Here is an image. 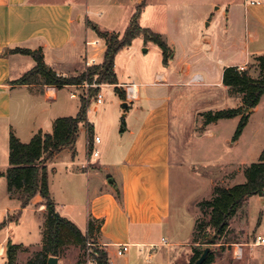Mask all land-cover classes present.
<instances>
[{"label":"crops","instance_id":"crops-1","mask_svg":"<svg viewBox=\"0 0 264 264\" xmlns=\"http://www.w3.org/2000/svg\"><path fill=\"white\" fill-rule=\"evenodd\" d=\"M258 1L259 4H250L249 0H130L136 6L142 4L139 20L147 16L144 26L140 25L161 34L170 47L168 62L164 64L162 56L160 60L165 71H155L152 80H144V71L135 70L134 76L141 79L125 82L118 74L115 58L116 86L138 84V98L123 108L124 130L112 131L113 142L108 145L112 155L87 162L88 125L95 135L89 104L86 122L81 123L85 137L81 158L79 147L75 146L74 151L65 148L45 163L49 192L57 212L73 221L85 234L90 219L100 224L93 234L107 252L108 264H138L145 247L150 251L149 258L153 257L152 248L168 247L164 252H155L158 253L155 263L165 257V264H184L186 255L190 254L195 222L184 236L178 235L173 225V146H178L175 160L177 174L181 175L185 164L180 161V146H191L190 140L196 135L189 121L191 111H187L193 97L202 103H217L223 100L225 91L226 96L236 100L233 108L241 105L240 97L230 95L222 84L223 71L227 66L247 67L253 63L254 56L264 54V0ZM217 2L218 13L214 8ZM102 5L113 7L123 5V1L0 0V139L5 142V146H0V171L5 172L8 167L10 133L22 142H29L39 131L51 133L56 118L75 116L80 108V104L70 103L76 98H71L70 93H79L75 84L62 87L42 83L13 84L35 66V60L31 54L12 50L41 49L48 67L60 76L75 77L83 71L86 57L96 55L99 61L103 59V46L97 51L86 48V36L92 38L94 33L88 31L84 23L89 19L98 29L111 32L101 28L91 17L102 15L94 9ZM221 19L224 26L220 24ZM206 20V25L200 26V22ZM225 32L231 34L228 44H225ZM130 47L133 48V43L125 48ZM196 75L199 81L194 80ZM175 93L182 95L176 100L178 126L174 135L172 104ZM260 102L252 109L250 117L258 112ZM93 110L96 111L97 106ZM215 124H208L201 135L212 136L210 126ZM249 164L250 161H239L237 165ZM77 171L85 173L84 200L75 196L80 179ZM242 177L241 169L240 180ZM208 181L207 192L213 185L212 179ZM0 187V212L7 216L20 212L17 223L30 211L36 215L38 208L34 212L31 201L22 208L18 195L10 196L5 176L0 177ZM198 198L189 201L191 207ZM31 200L40 204L39 211L43 213L42 197L36 194ZM246 222V213L239 211L231 220L230 230L236 229L244 236L238 238L236 246L248 247L247 254L242 250L241 255L247 257V264H264V244L254 243ZM1 230L5 233L0 235V258H4L6 244L9 240L13 242L15 236L9 225ZM42 237L38 233L36 243H40ZM17 238L15 244L30 245L21 236ZM117 244H128V251L119 256ZM130 247H139V252L130 251ZM234 250L235 247L232 252ZM4 259L6 264V257Z\"/></svg>","mask_w":264,"mask_h":264},{"label":"rangeland","instance_id":"rangeland-1","mask_svg":"<svg viewBox=\"0 0 264 264\" xmlns=\"http://www.w3.org/2000/svg\"><path fill=\"white\" fill-rule=\"evenodd\" d=\"M121 1H123V5H114L113 7L103 5L97 6L94 9L101 11L102 15L99 17L91 16L92 19L98 22L100 27L103 29L123 33L129 25L132 13L136 9V3L130 2V0ZM218 7L219 2H217L214 7L217 8V13L219 11ZM146 19L147 16L139 20L140 24L144 26ZM207 21L208 20L200 22V26L203 27V25H206ZM84 23L86 25V29L94 33L92 38L99 37L93 30L94 23L92 21L85 19ZM220 24L221 26H224V20L221 19ZM211 28H213V25H211L210 30ZM220 29L221 28H219V30ZM230 37V33L225 34V44L230 42ZM99 38L102 40L103 47L106 49V40L101 37ZM86 39H88V36H86L85 42ZM161 56V49L158 45L151 41L144 42L141 37H138L133 42V48H124L118 52L116 57V67L118 74L120 77H122V81L134 82L141 79L134 76V71L141 70L142 72L144 71V74H142V78L144 80H152L153 72L165 71V67L160 61ZM101 62L102 60L97 64H100ZM247 67L249 68L251 75L254 77L257 76L258 72L253 63L248 64ZM88 68H86L84 64V69L81 73L84 72L87 74ZM94 80L97 81V76H94L91 81L89 80V82H93ZM103 84L105 85L98 89L101 90L104 96V101L100 105H96L93 101H91V112L89 113V118L95 123L94 134L101 137V142L96 145V148L100 152V156L96 158L97 160L112 155L108 146L113 142L112 131L116 132L118 129L120 131L122 122H124L125 119L123 116V101H120L121 99L116 91L115 85L109 83ZM76 89L79 90V93L76 91L77 97L70 101V103H75L78 106L81 103V99L85 101L82 93L87 92L89 97L95 95L92 93V89H94V87H89L87 91H85L83 88ZM184 89L185 88L182 90ZM64 92H66V89H64ZM225 94L226 93L224 91L223 100L217 103L214 102L206 104L202 103L201 101H195L193 97V100L190 102V104L188 102L185 104L186 107L189 104L187 111H191L192 114L189 121L190 124L192 123V131L197 136H192V139L190 140L192 143L191 146H180V161L185 164L182 170L183 173H181V175L177 174V162L175 160L177 157L176 154L178 152V146H173L175 156L172 162V200L174 209L173 225L176 233L180 236H184V234L188 231V228H190L191 225H194L195 218L197 216H200L201 220L208 219V216L199 210L197 204L203 199L210 198L213 186L216 184L228 186L233 185L236 182H244L245 177H242V180H240L241 169L243 172L244 167L247 165L239 167L237 164L239 161H250L251 163L256 162L260 152L264 148V96L261 99L258 112L254 113L253 116L251 115V117L249 116L238 141H232V136L239 122L238 117L220 119L215 125L210 126V130L213 132L212 136L207 134L201 135L207 127V125H204V112L208 110L215 111L223 109L224 107L233 108L236 106V100L226 96ZM178 95L181 96L182 93H175L173 95L174 98L172 104V127L174 130V135L178 126L176 107V100L179 98L177 97ZM221 95L222 93L219 94V98ZM213 96L216 98L217 95L213 94ZM95 106H97L96 111L93 110ZM66 113H68V111ZM84 140V124H81L79 138L75 145L79 147V158L82 156V146H84ZM0 146H5L3 139H0ZM77 173L79 174L80 179L76 185L77 190H75V196L81 200H84L86 196L85 173H83V175L82 171H77ZM208 178L210 180L212 179L213 185L210 186L207 192L206 183L209 182ZM193 198L198 199L192 203L193 207H191L189 201ZM32 203L34 212H37V208L38 212L35 213L36 215H34V213L31 211L28 212L27 216L25 215L26 218H23L24 220L21 219L23 221L20 223H17L20 212H14L9 216H7L5 212H0V223L5 221V225H9L11 232L15 236L13 238V243L17 241V237L19 236L22 237V240L25 241V243H30V245H27L26 247L19 245V248L16 251V262L20 264H27L28 260L30 258H34L42 246V241H40V243L36 242L38 233L41 235L43 233L46 209L44 208L43 213H41L39 211L40 204L38 202L34 203V200H31V205ZM42 203L44 204V200ZM238 211L240 213H246V226L251 229L250 237H252L254 240L259 233L264 237V196L248 197ZM1 229L0 235H3L5 231H2ZM235 231L236 229L231 230L225 239L221 241L223 243H218L215 245H201L202 248L209 246L215 251V262L217 264H223L224 262H226L225 264H247V257L245 255L242 257H236L232 252V248L238 247L236 246L238 241H240L238 238L241 239L244 237L243 234ZM86 237L87 239L84 248L80 249L76 245H69L65 247L63 255L58 259L57 264H88V260H92V257L97 258L98 250L102 249L103 247L96 241L94 234H86ZM193 246L194 245H191V248H193ZM166 248L168 247L152 248L153 251H151V253H153V257L149 258L148 255L150 251L148 247H145L143 252L140 253L137 263L165 264V257L159 258V261L155 263L156 256L158 254L155 252H159L161 250L164 252ZM110 249L114 250V247H111ZM138 250L139 247H130V251L132 252H139ZM242 250L247 254L249 249L248 247L242 246ZM192 252L193 251L191 249L190 254L186 255L184 264L189 263ZM4 258H0V264H5Z\"/></svg>","mask_w":264,"mask_h":264},{"label":"trees","instance_id":"trees-1","mask_svg":"<svg viewBox=\"0 0 264 264\" xmlns=\"http://www.w3.org/2000/svg\"><path fill=\"white\" fill-rule=\"evenodd\" d=\"M142 4L136 6L131 16L129 25L123 33L105 31L93 24V30L97 36L106 40V49L102 62L92 65L86 73L75 77L60 76L44 62L41 49L30 51L24 48H15L12 52L31 54L35 60V66L12 83L17 85L42 83L56 87L80 84L85 79L92 80L97 76L98 83L114 84L121 99L125 100L124 92L118 88L116 73L114 71L115 58L120 50L132 45L133 41L141 37L144 42L151 41L159 46L162 51V60L166 64L170 58V47L159 33L143 27L139 23ZM253 65L257 69V76L250 73L248 67L227 66L223 71L222 84L228 88L230 95L239 96L241 105L236 108H224L208 110L203 113L204 125L217 122L220 119L239 117V122L232 136L236 141L248 121V118L264 95V54L253 57ZM98 88L92 89L96 94ZM92 94V95H93ZM87 105L81 99L80 108L75 116H63L55 119L51 133L41 131L33 135L29 142H22L13 133L9 136L8 167L5 172L0 171V177L7 179V190L10 196L18 195L21 207H26L31 199L39 194L44 200L46 218L44 221L41 249L34 258H30L27 264H48L51 256L58 259L63 255L65 247L76 245L80 249L86 243V234L70 219L60 215L50 195L48 187V175L46 161L65 148L74 151L79 133V126L86 122ZM124 130L122 122L120 132ZM88 136L92 138L93 131L88 125ZM245 181L233 185L216 184L212 188L211 196L198 202L199 210L208 216L207 220L196 217L195 227L191 237L192 255L188 264H194L206 247L201 245H215L221 242L229 234L230 223L237 214L241 205L248 197L264 196V148L259 154L258 160L247 165L243 169ZM5 221L0 223V229ZM100 224L95 220L88 221V234H93L99 229ZM19 245L11 242L6 244V264H20L16 262V251ZM216 259V253L210 248L202 264H212ZM98 264H108L107 252L102 248L98 250L96 258Z\"/></svg>","mask_w":264,"mask_h":264},{"label":"built area","instance_id":"built-area-1","mask_svg":"<svg viewBox=\"0 0 264 264\" xmlns=\"http://www.w3.org/2000/svg\"><path fill=\"white\" fill-rule=\"evenodd\" d=\"M249 3L250 4H254V3L259 4L260 1L249 0ZM85 46H86V48L91 47L93 50L97 51L99 48H101L103 46V44H102V40L99 37H96V38H92V39H90V38L86 39ZM98 62H99V60L97 59V56L92 55V56L86 57L84 64H85V67L88 68L92 65H96ZM241 68H243V67H241ZM194 80L199 81L200 77L198 75H196V76H194ZM104 85L105 84H103V83H98L96 80H94L93 82H89L88 79H85L82 83L74 85V87L75 88H83L85 91H87L89 87L101 88ZM120 88L124 92V97H125L124 101L126 103L134 102L138 98V84H136V83H124L120 86ZM82 95L85 98V103L87 106L90 104L91 101H93L96 105H100L104 101V96H103L101 90H99L95 95H93L91 97L88 96L87 92L83 93ZM70 97L71 98L77 97V92L72 91L70 93ZM99 143H100V137L99 136L93 135L92 138H89V136L87 135L86 157H87L88 163L91 162L92 160L96 159L99 156V151L96 148V145ZM86 234H88V231L86 232ZM162 241L166 242L164 238L162 239ZM254 243L255 244H264V237H262L261 235H257L254 239ZM116 247H117L116 253L119 256H121L128 251L129 246H128V244H117ZM233 253H234V256L241 257V255H242L241 246H238L237 248H235ZM88 264H98V263H97L96 258L92 257V260H88Z\"/></svg>","mask_w":264,"mask_h":264},{"label":"water","instance_id":"water-1","mask_svg":"<svg viewBox=\"0 0 264 264\" xmlns=\"http://www.w3.org/2000/svg\"><path fill=\"white\" fill-rule=\"evenodd\" d=\"M127 107V103L124 102L123 103V108L125 109ZM210 251V247H206L201 256L196 260V262L194 264H202V262L205 260L208 252ZM58 263V258L57 257H54V256H51L49 257L48 259V264H57Z\"/></svg>","mask_w":264,"mask_h":264},{"label":"bare ground","instance_id":"bare-ground-1","mask_svg":"<svg viewBox=\"0 0 264 264\" xmlns=\"http://www.w3.org/2000/svg\"><path fill=\"white\" fill-rule=\"evenodd\" d=\"M1 250H2V249H1V247H0V252H1ZM0 254H1V253H0Z\"/></svg>","mask_w":264,"mask_h":264}]
</instances>
